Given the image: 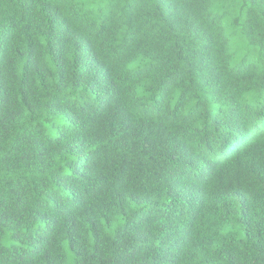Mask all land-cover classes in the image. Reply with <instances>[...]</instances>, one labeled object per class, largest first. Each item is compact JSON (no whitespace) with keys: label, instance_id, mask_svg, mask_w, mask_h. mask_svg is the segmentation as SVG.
Returning a JSON list of instances; mask_svg holds the SVG:
<instances>
[{"label":"trees","instance_id":"obj_1","mask_svg":"<svg viewBox=\"0 0 264 264\" xmlns=\"http://www.w3.org/2000/svg\"><path fill=\"white\" fill-rule=\"evenodd\" d=\"M0 264H264V0H0Z\"/></svg>","mask_w":264,"mask_h":264}]
</instances>
